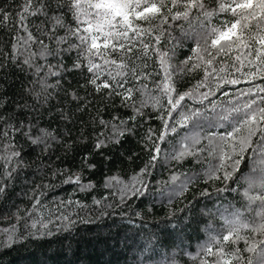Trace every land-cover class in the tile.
<instances>
[{
  "label": "snow or ice",
  "instance_id": "obj_1",
  "mask_svg": "<svg viewBox=\"0 0 264 264\" xmlns=\"http://www.w3.org/2000/svg\"><path fill=\"white\" fill-rule=\"evenodd\" d=\"M0 29V199L18 221L4 230L6 251L33 235L71 249L78 231L71 215L41 207L47 179L30 189L23 217L13 210L11 186L33 163L81 191L115 181L129 207L150 195L163 159L161 195L183 206L165 212L162 229L124 236L126 264H264V85L224 91L240 82L229 67L264 80V0H0ZM130 137L147 160L129 176Z\"/></svg>",
  "mask_w": 264,
  "mask_h": 264
},
{
  "label": "trees",
  "instance_id": "obj_2",
  "mask_svg": "<svg viewBox=\"0 0 264 264\" xmlns=\"http://www.w3.org/2000/svg\"><path fill=\"white\" fill-rule=\"evenodd\" d=\"M8 2H11V0H8ZM17 2H21V0H17ZM9 27H11V23ZM3 34V30L0 29V35ZM230 57L231 54L229 56L222 54L218 59L229 60V63H231ZM179 59L183 60V55H180ZM244 70L247 71V67ZM229 74L235 75L240 81L238 84L224 87L225 92H228L229 89L232 90L229 93L230 95H235L236 89L243 90L255 84L264 85V80H261L259 77L252 81L244 80L239 73H232L230 67ZM200 75L202 76V73ZM156 78L158 79L159 77L157 76ZM199 78L200 76L196 77V79ZM220 99L223 100L224 97H220ZM149 110L155 111L153 109ZM157 123L158 115L153 116L151 120L143 124L140 134H143V131L150 126L155 128ZM126 147L131 148L132 152L137 154L133 164L124 166L130 176L132 174L131 169L137 164L143 166L141 162L147 160V155L141 152L139 146H137L135 137L128 139ZM57 155H60L63 159L59 150L57 151ZM0 157H2V154H0ZM55 158V156L52 157L53 160ZM78 160L79 154L76 156V161ZM3 164L4 161L0 158V165ZM71 164L72 161L70 160L66 162L65 166L71 167ZM54 166L60 167L61 165L56 164ZM188 167H191V165ZM2 170V167H0V171ZM183 170L181 169V171ZM103 171L104 169L101 168L95 176H91L90 178L93 180L97 179ZM168 171V165L163 159H160L153 174L147 177L152 182L150 184V195L142 203L138 196L129 205V207H136L137 210L147 208L150 214L135 217L129 212V207H125L120 203V188L117 182H112L107 188L103 184H100L97 186L96 191L92 189L81 191L76 184L71 182L59 183L57 180L49 178L47 170L41 171L37 167V164L33 163L30 169H26L21 173L22 180L16 181V184L11 186L13 195L9 202L12 204L13 210L19 206L22 209L20 216L23 217L25 206L32 207L29 204L33 195L30 189L40 184L42 179H47L48 183L53 186L41 189L43 193V199L40 202L41 207L46 213H54L57 217L61 213L71 215L74 229L78 231L74 233V242L71 249H59L55 244L51 246L42 244L41 240L48 238L33 235L28 239L17 240L15 246L11 250L6 251L3 243L4 230L8 229L9 225L17 224L18 221L13 216V212L8 210L7 202L0 199V264H59V262L64 260H71L74 264H126V261L132 257L131 250L124 248V236L127 235L129 237L128 242L130 243L133 235L139 238L146 231L162 229L165 227L164 221L168 219L165 212L174 209L179 210L183 206L180 200L170 202L161 195L162 192L165 196L167 193L164 182L167 181ZM197 171H199V167H197ZM121 177L127 179L123 175V172H121ZM202 187H208V185H197V188L193 192L188 193V200H192L194 194L199 199ZM215 187H219V185H215ZM102 197L103 207L94 203V201L101 200ZM77 201L80 203H77ZM61 202H63V207H61ZM104 212L108 214L106 216L102 215ZM73 213L75 215H72ZM46 219H52V217L49 215L46 216ZM24 227V221H19L18 230ZM117 228H119V236H117ZM53 231H55L54 228ZM65 243H67V238L65 239ZM192 243L195 245L196 241L193 240ZM193 250L195 249L193 248ZM58 251H64L65 255H54ZM73 251L76 253L75 255L72 254ZM184 264H188V261L185 260Z\"/></svg>",
  "mask_w": 264,
  "mask_h": 264
}]
</instances>
